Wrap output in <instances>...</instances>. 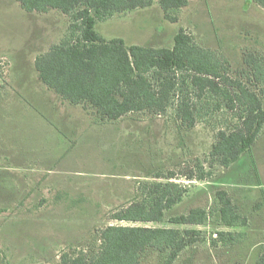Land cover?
I'll list each match as a JSON object with an SVG mask.
<instances>
[{"label":"rangeland","instance_id":"1","mask_svg":"<svg viewBox=\"0 0 264 264\" xmlns=\"http://www.w3.org/2000/svg\"><path fill=\"white\" fill-rule=\"evenodd\" d=\"M153 1L149 8L99 23L96 32L128 46L172 48L183 28L234 70L244 67L246 53L264 55V10L254 0H190L177 23L165 19L160 0ZM7 13L0 34L14 48L0 58V264H61L64 253L97 251L106 227H175L171 217L198 208L213 211L208 224L186 229L203 231L207 241L222 231L246 237L231 246L196 244L176 264H256L264 252V131L252 156L244 154L206 181H188L189 168L212 151L211 129L202 124L182 129L149 113L97 123L48 90L35 70L33 58L60 42L69 18L57 11L44 21L27 20L18 8ZM169 172L176 178H156ZM157 182H174L187 191L162 223L111 220L116 210L141 201L145 184ZM218 190L227 191L248 217L247 227L220 224ZM141 264H163V258L149 252Z\"/></svg>","mask_w":264,"mask_h":264},{"label":"trees","instance_id":"2","mask_svg":"<svg viewBox=\"0 0 264 264\" xmlns=\"http://www.w3.org/2000/svg\"><path fill=\"white\" fill-rule=\"evenodd\" d=\"M16 1L28 13L57 11L69 18L60 42L34 63L41 83L69 105L81 107L99 124L149 113L182 129L205 125L216 134L215 143L207 158L198 159L184 175L188 181H206L219 168L231 169L244 154L252 156L264 131V55L248 52L244 67L234 70L228 60L202 47L183 28L172 48L128 46L122 39L107 40L96 32L99 23L149 8L153 0ZM254 2L264 10V0ZM189 4L190 0L159 1L165 19L172 23ZM156 178L172 180L176 174ZM140 191L141 201L116 210L111 220L160 224L187 193L174 182L145 184ZM215 205L222 226L249 225L227 191L216 192ZM212 215L213 211L198 208L171 217L169 223L175 227L109 226L99 232L97 251L64 253L61 264H141L149 252L162 256L163 264H176L196 244L216 248L245 239V233L222 231L207 241L203 231L185 228L207 225ZM256 264H264V252Z\"/></svg>","mask_w":264,"mask_h":264},{"label":"crops","instance_id":"3","mask_svg":"<svg viewBox=\"0 0 264 264\" xmlns=\"http://www.w3.org/2000/svg\"><path fill=\"white\" fill-rule=\"evenodd\" d=\"M16 8H18L21 12L26 13L25 16L27 17V20H29V18L31 17V18H35V19H39V20L44 21L45 17H47L51 13L55 12V11H50L47 14L28 13L21 8L20 4L16 0H0V23L3 26L6 24L5 20L8 19V13L7 12L11 9L13 10ZM53 44H51V46ZM7 45H10V46H7ZM29 46L30 45H26L24 48H26L27 51L29 49V52L34 51L35 47L32 48V46H30V47ZM10 48H14V43L7 40V35L0 34V58L7 57L9 51H11V50H9ZM40 49H42V47H38V50H40ZM6 52H7V54H5ZM29 52L26 54H30ZM11 57H13V56L11 55ZM8 58H10V57H8ZM36 58H37V56H35V58H33L34 63H35Z\"/></svg>","mask_w":264,"mask_h":264}]
</instances>
